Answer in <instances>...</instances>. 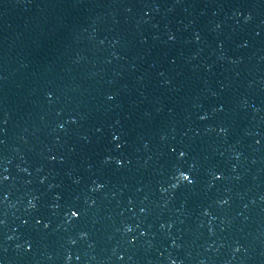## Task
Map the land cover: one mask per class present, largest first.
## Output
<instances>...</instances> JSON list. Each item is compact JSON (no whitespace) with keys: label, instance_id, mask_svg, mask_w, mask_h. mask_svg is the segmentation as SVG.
<instances>
[{"label":"water","instance_id":"95a60500","mask_svg":"<svg viewBox=\"0 0 264 264\" xmlns=\"http://www.w3.org/2000/svg\"><path fill=\"white\" fill-rule=\"evenodd\" d=\"M0 264H264V0H0Z\"/></svg>","mask_w":264,"mask_h":264},{"label":"clouds","instance_id":"9594fccd","mask_svg":"<svg viewBox=\"0 0 264 264\" xmlns=\"http://www.w3.org/2000/svg\"><path fill=\"white\" fill-rule=\"evenodd\" d=\"M180 174H184V173H180ZM185 175V174H184ZM186 177H188L187 175H185ZM189 178V177H188ZM76 216V215H75Z\"/></svg>","mask_w":264,"mask_h":264}]
</instances>
